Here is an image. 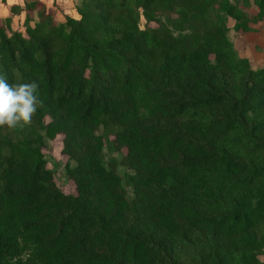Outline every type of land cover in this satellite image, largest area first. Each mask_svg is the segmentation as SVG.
<instances>
[{"label":"trees","instance_id":"obj_1","mask_svg":"<svg viewBox=\"0 0 264 264\" xmlns=\"http://www.w3.org/2000/svg\"><path fill=\"white\" fill-rule=\"evenodd\" d=\"M8 10L0 74L37 81L41 104L0 128V264H264V67L228 38L256 32L264 0ZM57 136L74 195L42 152Z\"/></svg>","mask_w":264,"mask_h":264},{"label":"rangeland","instance_id":"obj_2","mask_svg":"<svg viewBox=\"0 0 264 264\" xmlns=\"http://www.w3.org/2000/svg\"><path fill=\"white\" fill-rule=\"evenodd\" d=\"M234 0H231L233 3ZM71 3L72 9L65 10V14L68 16L76 17V8L80 5L81 0H68ZM43 3V2H42ZM44 4V3H43ZM24 8V5H23ZM250 15H254L256 13V8L251 6L247 10ZM69 12V13H68ZM24 14V13H23ZM23 18V16H21ZM58 18V17H57ZM59 20H63L61 16H59ZM20 21V20H19ZM64 21V20H63ZM16 24V21L14 25ZM229 26L232 25V22H228ZM20 26V23H19ZM148 26L154 27V24H149ZM16 27V25H15ZM140 27L143 29L146 27V24L143 20L140 21ZM23 30L22 28H20ZM256 32L250 33L245 36H238L233 30H230L228 34V38L231 41L235 53L239 57L247 58L251 64L253 69H259L264 67V22L259 24L256 27ZM19 127V126H17ZM21 128V127H20ZM97 134L102 135L103 130L99 129ZM62 136H57L54 140H45L44 148L42 150L44 154V158L47 162V168L53 172L54 180L57 186L66 194H75V186L74 184L68 179L65 166L69 162L68 158L61 153L62 150ZM105 160H109L111 158H115L117 160L120 159V155L116 152L112 153L108 146L103 150ZM74 165V163H71ZM117 172L120 176H122L123 180L125 176L132 173L131 170H128L122 166L117 167ZM131 189L127 187V195L129 197L132 196Z\"/></svg>","mask_w":264,"mask_h":264},{"label":"clouds","instance_id":"obj_3","mask_svg":"<svg viewBox=\"0 0 264 264\" xmlns=\"http://www.w3.org/2000/svg\"><path fill=\"white\" fill-rule=\"evenodd\" d=\"M38 88L37 81L10 83L0 74V128L14 129L31 123L41 104Z\"/></svg>","mask_w":264,"mask_h":264},{"label":"crops","instance_id":"obj_4","mask_svg":"<svg viewBox=\"0 0 264 264\" xmlns=\"http://www.w3.org/2000/svg\"><path fill=\"white\" fill-rule=\"evenodd\" d=\"M43 2L47 8H53V7H57V9L59 8L60 10L64 11L65 10H69V12L72 9L71 3L68 2V0H38ZM7 6L2 5L1 1H0V18H6V17H11V14L9 13L8 10V6H19L21 8H23L24 5V0H6ZM68 12V13H69ZM12 18V22L19 25V20L21 21L22 18L21 16H17L14 15L11 17Z\"/></svg>","mask_w":264,"mask_h":264}]
</instances>
